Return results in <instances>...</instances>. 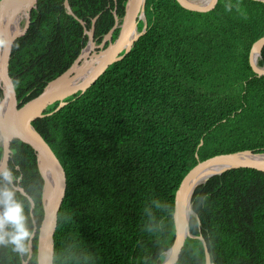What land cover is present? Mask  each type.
<instances>
[{
    "label": "trees",
    "instance_id": "obj_1",
    "mask_svg": "<svg viewBox=\"0 0 264 264\" xmlns=\"http://www.w3.org/2000/svg\"><path fill=\"white\" fill-rule=\"evenodd\" d=\"M65 1L39 0L14 43L9 69L17 107L75 62L96 16L94 40L101 43L128 0H69L78 18ZM145 16V33L123 59L84 94L34 122L65 174L54 264H83L82 251L92 255L91 264H160L175 239L174 212L152 206L163 226L149 233L145 207L153 199L175 207L184 176L199 160L264 152V75L249 61L264 35V2L216 0L196 11L178 0H146ZM144 25L139 21V30ZM118 34L119 28L113 40ZM3 154L0 146V161ZM8 166L22 173L40 225L44 179L34 148L13 140ZM201 194L208 198L196 210L200 227L187 237L176 264H200L204 243L197 231L216 264H264V172L228 170L199 185L192 200ZM26 211L34 231L31 208ZM37 254L38 233L30 264H37ZM0 261L20 264L10 249H0Z\"/></svg>",
    "mask_w": 264,
    "mask_h": 264
},
{
    "label": "water",
    "instance_id": "obj_2",
    "mask_svg": "<svg viewBox=\"0 0 264 264\" xmlns=\"http://www.w3.org/2000/svg\"><path fill=\"white\" fill-rule=\"evenodd\" d=\"M216 0H178L184 7L190 10H203L212 5ZM263 1L264 0H259ZM39 0H1L0 1V82L3 90V96L0 100V133L5 135L3 140V157L0 166L8 165L11 156V145L13 140L20 139L30 144L37 155V164L39 171L44 179L43 186V205L44 217L38 225L34 217L35 202L31 207V214L34 219V237L38 233V254L37 264H54L55 253V232L58 226V213L61 205L63 191L65 190V174L62 164L56 153L36 129L34 122L38 118L51 115L69 103L68 97L77 93L84 94L96 81L103 75L110 65L123 59L133 48L135 41L146 31V0H128L125 14L122 18L115 12V25L104 36L102 43L94 40V24L98 16L93 19V27L86 30L89 35V42L82 50L75 62L61 75L50 81L43 91L30 99L22 106L17 107V95L13 78L10 75V59L13 46L16 39L27 31L31 22V12L37 7ZM68 12L75 17V13L69 3L65 1ZM25 14V24L23 28H12L20 14ZM143 14V16H142ZM78 18V17H77ZM85 25V21L79 19ZM145 21L142 30L138 29V34L129 39V31L137 25L139 21ZM119 28V34L113 40V33ZM104 47V49H103ZM255 47L260 50L264 47V35L257 40L250 52V65L258 76L264 75V66L259 64V59L254 56ZM96 48H101L95 50ZM93 50L94 59L87 60L88 53ZM123 51V52H122ZM122 52V53H121ZM100 57L97 65H92L91 61H96ZM260 58V57H259ZM85 60L80 63L81 60ZM87 60V61H86ZM86 64L89 71L84 79L78 81L83 72L82 66ZM59 102V106L52 112L45 113L46 110ZM204 142H201V145ZM199 159V155H196ZM258 157L264 159V152H256L251 149L235 151L231 153L217 154L205 160H199L187 174L184 176L175 197V211L173 218L175 222V239L172 246L165 252V256L175 255V264L180 258L188 236L194 237L191 232L184 231L183 209L186 206L189 197V203L192 200L195 189L206 183L216 175L237 168H252L264 172V160H257ZM204 246L209 251L205 238L199 235ZM33 239L31 242L33 253ZM24 264H30V258L24 261ZM160 264H170L165 259ZM216 264V263H215Z\"/></svg>",
    "mask_w": 264,
    "mask_h": 264
},
{
    "label": "clouds",
    "instance_id": "obj_3",
    "mask_svg": "<svg viewBox=\"0 0 264 264\" xmlns=\"http://www.w3.org/2000/svg\"><path fill=\"white\" fill-rule=\"evenodd\" d=\"M22 180V173L15 171L14 167L7 164L0 166V249H10L20 259V264H24L25 260L32 257L31 242L34 231L29 211L26 209H30L35 202V197L24 188ZM207 198V194L194 195V199L184 207V231L191 232L193 229H199L200 217L196 210L199 204ZM152 206L156 209H166L169 212L175 211L174 202L169 205L159 199H153L150 206L145 207L148 216L145 230L149 233L158 232L163 226V220L153 215ZM197 235H200L198 231ZM80 259L83 264H91L93 257L87 251H82ZM165 259L169 260L170 264H175L174 254L166 255ZM200 264H215L214 253L208 251L206 246L201 248Z\"/></svg>",
    "mask_w": 264,
    "mask_h": 264
},
{
    "label": "bare ground",
    "instance_id": "obj_4",
    "mask_svg": "<svg viewBox=\"0 0 264 264\" xmlns=\"http://www.w3.org/2000/svg\"><path fill=\"white\" fill-rule=\"evenodd\" d=\"M142 16H143V14H142ZM24 17H25V14H24V12H23L22 14L19 15V17L17 18L16 22L12 25V28H18V27H19V23H20V21H21ZM137 34H138V28H137V25L134 24V26H133V27L130 29V31H129V39H130L131 37L137 35ZM253 54H254V56H256L257 59H259V57H260V50H259L258 47H255V49H254V51H253ZM93 55H95V54H93ZM93 55L90 56L89 53H88V56L86 57L87 60H89V59H94L95 57H94ZM99 59H100V57H98V58L96 59L95 62H94V61H91V60H90L89 62H91L92 65H95V66H96V65H97L96 63L98 62ZM87 60H86V61H87ZM84 61H85V60H84ZM82 69H83V72H82V74H81V77H79L78 81L84 79L85 76L87 75L88 71L90 70L89 67H87L86 64H84V65L82 66ZM1 86H2V85H1V82H0V87H1ZM1 135H2V133H1ZM4 139H5V135H2V141H3ZM257 160H259V161H263L264 159H262L261 157H258ZM188 204H189V197H188V199H187V203H186V205H188Z\"/></svg>",
    "mask_w": 264,
    "mask_h": 264
},
{
    "label": "rangeland",
    "instance_id": "obj_5",
    "mask_svg": "<svg viewBox=\"0 0 264 264\" xmlns=\"http://www.w3.org/2000/svg\"><path fill=\"white\" fill-rule=\"evenodd\" d=\"M25 17L20 21V23H19V26L21 27V28H23V26H24V24H25ZM138 24H139V22H138ZM138 29H139V27H138ZM102 43V42H101ZM100 43V44H101ZM97 45H98V47H99V43H97ZM99 49H101V48H96L95 50H99ZM103 49H104V47H103ZM93 50L94 49H92V50H90V53H89V55L91 56L92 55V53H93ZM123 52V51H122ZM121 52V53H122ZM84 62V59L83 60H81L80 61V63H83ZM1 89H2V87H0V91H1ZM1 94V93H0ZM2 96L3 95H0V100L2 99ZM0 146L2 147V149H3V141H2V135H1V133H0Z\"/></svg>",
    "mask_w": 264,
    "mask_h": 264
}]
</instances>
